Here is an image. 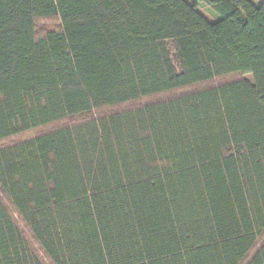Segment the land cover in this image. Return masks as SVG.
<instances>
[{"label":"trees","instance_id":"obj_1","mask_svg":"<svg viewBox=\"0 0 264 264\" xmlns=\"http://www.w3.org/2000/svg\"><path fill=\"white\" fill-rule=\"evenodd\" d=\"M194 1L0 0V142L239 76L0 149V264H264V0Z\"/></svg>","mask_w":264,"mask_h":264},{"label":"rangeland","instance_id":"obj_2","mask_svg":"<svg viewBox=\"0 0 264 264\" xmlns=\"http://www.w3.org/2000/svg\"><path fill=\"white\" fill-rule=\"evenodd\" d=\"M185 1L189 5L195 6L196 10L210 23H214L216 21V19L211 15V13L209 12V10L207 8L196 4V2L194 0H185ZM251 1H253L257 5L259 4V2H257L256 0H251ZM58 26H59L58 24H53V23H49V22L40 24L41 29H48V30L56 29ZM245 77L247 79H249L250 81H252V77L250 75H247ZM237 78H239L238 75H232V76H227V77H223V78H218V79H215V80L208 82V83H204V84L196 85L193 87H188V88L176 90L173 92H168V93L158 94V95H155L152 97H148V98H145L139 102L126 104V105H123L120 107H108V108L96 110L93 113L88 114V115H81V116L66 119L63 121L55 122V123H52L50 125L43 126V127L28 131V132H24V133H21L19 135L12 137V138L1 141L0 142V149L10 147V146H13L15 144L34 139L40 135H44V134L53 132V131L61 129V128L79 125V124H82V123H85L88 121H92V120L98 119L102 116L109 115V114H112L115 112H123V111L133 110V109L145 106V105L150 104V103L164 101V100L173 98L175 96H178V95L186 93V92L201 90V89L208 88V87L218 85L221 83L229 82V81L235 80ZM25 233L27 235H29L27 230H25ZM41 256L43 257V260H44L43 254H41ZM44 261L46 262V264H50L47 260H44Z\"/></svg>","mask_w":264,"mask_h":264}]
</instances>
